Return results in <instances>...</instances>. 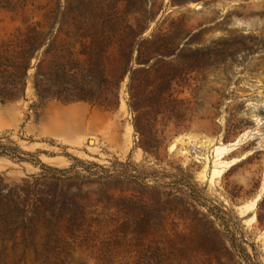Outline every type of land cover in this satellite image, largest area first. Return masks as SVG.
I'll return each instance as SVG.
<instances>
[{
  "label": "rangeland",
  "instance_id": "1",
  "mask_svg": "<svg viewBox=\"0 0 264 264\" xmlns=\"http://www.w3.org/2000/svg\"><path fill=\"white\" fill-rule=\"evenodd\" d=\"M88 55L102 106L38 98V73L80 78ZM165 80L166 141L145 153L130 90L141 108ZM0 145L25 160L0 156V264H264V0H0Z\"/></svg>",
  "mask_w": 264,
  "mask_h": 264
},
{
  "label": "trees",
  "instance_id": "2",
  "mask_svg": "<svg viewBox=\"0 0 264 264\" xmlns=\"http://www.w3.org/2000/svg\"><path fill=\"white\" fill-rule=\"evenodd\" d=\"M142 8L146 12V4H143ZM86 20L89 24H100L102 26H105L107 22V20L104 19L103 16L88 17ZM127 29L129 30V33L131 34V36H133V38L131 41V45L127 49V59L125 62L123 76L119 79L120 82L124 80L125 74H127L128 72L135 71L133 70L134 67L132 66V64L134 60V54L140 44L138 39L140 38L141 33L136 32L131 25H127ZM156 54L157 56H161L158 52ZM150 60H152V57L149 59H141V57L138 56L135 62L136 65H138L137 67L139 68H137L136 70L145 71L144 67H148ZM86 63L89 66L87 74L81 75L79 78L75 74V72L73 73L74 70L79 68L78 63L72 62L71 64H63L53 62L52 68L55 70L53 79H51V76L47 77L40 73L36 75L34 88L36 90L38 98L42 101L60 100L66 104L75 101H86L90 102L93 105L98 104L99 106H102L101 102H99L100 97L97 95V92L101 89L102 84L106 82L100 70V68L103 67V64L101 61L95 59L92 55H88ZM26 73L27 72H25V76L23 78V81L25 82V84H23L24 89L26 87ZM74 84H76L77 86L74 88H76L78 91L76 95L71 96L69 92L71 88H73L72 86ZM171 88L172 82L170 80H165V83L162 88L151 93L152 99L150 105L143 106L141 108H139V106H142L141 100L130 90L129 108L132 112L140 113V115L137 116L134 121L135 133L140 138L139 142L137 143V147L141 148L145 153L156 154L157 151H159V149L166 141L165 138L161 139L159 137V133L156 126L159 123L160 117H162L163 120H165L166 118L171 119V116L166 111L170 110V107L169 104L166 102L168 100L165 97L166 94L171 93ZM9 99L14 100L16 98L10 97ZM163 128L164 129L161 135L165 134V129L167 128V125L165 124ZM18 152H20L18 151V148L10 149L0 145V156H5L15 161L17 160V162H24V159L18 157ZM42 167L43 169H46L48 171H54L58 173H68V171L72 170L52 169L45 165H43ZM115 177L121 178L122 173ZM131 177L137 179L136 176ZM55 186H58V184H55ZM14 189H20V187L16 186ZM7 190L8 192H10L13 189L9 188V185H6L4 178L0 176V199H6L4 193ZM216 210L217 213H215ZM212 215H214L219 220L224 221L228 216H230V213L224 212L220 208H214L209 209L208 216ZM259 222H261V220H259Z\"/></svg>",
  "mask_w": 264,
  "mask_h": 264
},
{
  "label": "water",
  "instance_id": "3",
  "mask_svg": "<svg viewBox=\"0 0 264 264\" xmlns=\"http://www.w3.org/2000/svg\"><path fill=\"white\" fill-rule=\"evenodd\" d=\"M240 142L239 141H235L234 143H232V146H237ZM263 193V189L260 190V192L258 193V195L256 196V198L254 199V202L258 201L261 197ZM238 211L240 212V214H243V208L242 207H238Z\"/></svg>",
  "mask_w": 264,
  "mask_h": 264
}]
</instances>
